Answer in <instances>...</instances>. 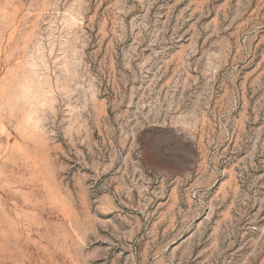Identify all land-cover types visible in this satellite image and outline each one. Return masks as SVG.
Returning a JSON list of instances; mask_svg holds the SVG:
<instances>
[{
  "label": "rangeland",
  "instance_id": "374dc122",
  "mask_svg": "<svg viewBox=\"0 0 264 264\" xmlns=\"http://www.w3.org/2000/svg\"><path fill=\"white\" fill-rule=\"evenodd\" d=\"M0 264H264V0H0Z\"/></svg>",
  "mask_w": 264,
  "mask_h": 264
}]
</instances>
